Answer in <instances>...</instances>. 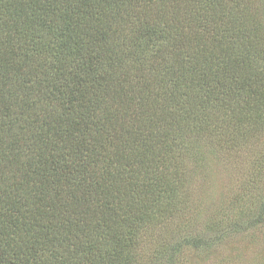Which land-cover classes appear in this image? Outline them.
<instances>
[{"label": "trees", "instance_id": "16d2710c", "mask_svg": "<svg viewBox=\"0 0 264 264\" xmlns=\"http://www.w3.org/2000/svg\"><path fill=\"white\" fill-rule=\"evenodd\" d=\"M261 122L264 0H0V264H138L203 140Z\"/></svg>", "mask_w": 264, "mask_h": 264}, {"label": "rangeland", "instance_id": "374dc122", "mask_svg": "<svg viewBox=\"0 0 264 264\" xmlns=\"http://www.w3.org/2000/svg\"><path fill=\"white\" fill-rule=\"evenodd\" d=\"M254 127L229 142L203 140L196 163L186 164L187 207L180 203L174 219L143 236L138 264L156 262L152 240L181 243L198 233L208 242L181 246L171 264H264V122Z\"/></svg>", "mask_w": 264, "mask_h": 264}]
</instances>
